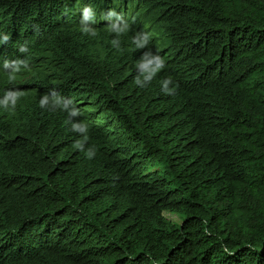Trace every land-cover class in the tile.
Listing matches in <instances>:
<instances>
[{
    "label": "trees",
    "instance_id": "1",
    "mask_svg": "<svg viewBox=\"0 0 264 264\" xmlns=\"http://www.w3.org/2000/svg\"><path fill=\"white\" fill-rule=\"evenodd\" d=\"M0 33V264H264V0H0Z\"/></svg>",
    "mask_w": 264,
    "mask_h": 264
},
{
    "label": "clouds",
    "instance_id": "2",
    "mask_svg": "<svg viewBox=\"0 0 264 264\" xmlns=\"http://www.w3.org/2000/svg\"><path fill=\"white\" fill-rule=\"evenodd\" d=\"M111 15H116V13L114 12H111L110 13ZM95 16V10L94 8L89 5V6H86L82 9V20H81V26H82V31L85 32V34H92L94 35V30H92L90 27H84L86 24L89 23V21L91 19H93ZM125 29H121V31H124ZM119 34V33H118ZM141 37H142V40L140 41V43L138 44V47H147L148 43H149V40H150V36L146 33H140L139 34ZM12 37L11 35L9 34H4V33H0V47L4 46V45H7L10 41H11ZM19 52L20 53H26L28 52V47H27V44H23L19 47ZM149 53H146V55H148ZM154 59L157 63V67L159 69H162L163 66H164V61L161 57H159L158 55L154 56ZM10 63H15V61H7L5 60L4 63H3V67L6 69L8 68L9 64ZM10 78H13L10 76ZM153 77L149 76V77H146V79H148L149 81H151ZM166 82L164 83V87L167 88V85L168 84H172L173 81L171 78H168L167 80H165ZM138 83V81L136 82ZM178 87V85H177ZM175 91V88H170L168 89L167 91H164V94L165 95H171L173 94ZM9 94L6 93L5 96L7 97ZM47 95L48 94H45V97L42 98V101H41V107H44L45 106V103L47 101ZM70 103L69 102H65V104L61 107V110L62 111H65L67 112L68 114V123L71 125V130L73 132H76V133H79L81 135V139L80 140H77L75 142V144L73 145V147L75 149H77L78 151H81L84 153V155L88 158V159H92L94 156H95V151L93 148H87V150H85V146L86 144L88 143L89 141V136L87 135V132H88V126L86 123H83V122H73V120L71 118H75V117H78L80 116V112L79 110L75 109V108H69L67 105ZM0 108H4L5 110H12L15 108V104H9L7 102V99L3 102V103H0Z\"/></svg>",
    "mask_w": 264,
    "mask_h": 264
},
{
    "label": "rangeland",
    "instance_id": "3",
    "mask_svg": "<svg viewBox=\"0 0 264 264\" xmlns=\"http://www.w3.org/2000/svg\"><path fill=\"white\" fill-rule=\"evenodd\" d=\"M165 216H166L167 219H169L172 222H175V223L179 222V218L177 216H175V215H172L170 213H166Z\"/></svg>",
    "mask_w": 264,
    "mask_h": 264
}]
</instances>
